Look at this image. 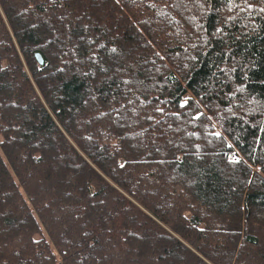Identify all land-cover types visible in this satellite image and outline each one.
<instances>
[{
	"label": "trees",
	"instance_id": "16d2710c",
	"mask_svg": "<svg viewBox=\"0 0 264 264\" xmlns=\"http://www.w3.org/2000/svg\"><path fill=\"white\" fill-rule=\"evenodd\" d=\"M0 264H264V0H0Z\"/></svg>",
	"mask_w": 264,
	"mask_h": 264
},
{
	"label": "water",
	"instance_id": "95a60500",
	"mask_svg": "<svg viewBox=\"0 0 264 264\" xmlns=\"http://www.w3.org/2000/svg\"><path fill=\"white\" fill-rule=\"evenodd\" d=\"M35 58L40 65L43 63V60L41 56L39 55V53H35Z\"/></svg>",
	"mask_w": 264,
	"mask_h": 264
},
{
	"label": "rangeland",
	"instance_id": "374dc122",
	"mask_svg": "<svg viewBox=\"0 0 264 264\" xmlns=\"http://www.w3.org/2000/svg\"><path fill=\"white\" fill-rule=\"evenodd\" d=\"M231 157H232V158H237V156H236L235 153H232V154H231Z\"/></svg>",
	"mask_w": 264,
	"mask_h": 264
}]
</instances>
